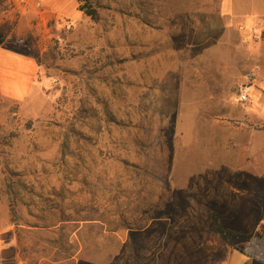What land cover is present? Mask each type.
Returning a JSON list of instances; mask_svg holds the SVG:
<instances>
[{"label":"rangeland","instance_id":"374dc122","mask_svg":"<svg viewBox=\"0 0 264 264\" xmlns=\"http://www.w3.org/2000/svg\"><path fill=\"white\" fill-rule=\"evenodd\" d=\"M0 4L14 28L0 42L37 65L28 101L0 105L17 211L0 262L223 261L222 239L198 241L217 221L241 228L256 212L244 201L227 220L233 190L256 184L225 182L245 152L224 117L255 49L224 35L218 0H92L97 20L77 0Z\"/></svg>","mask_w":264,"mask_h":264},{"label":"crops","instance_id":"0c3cea01","mask_svg":"<svg viewBox=\"0 0 264 264\" xmlns=\"http://www.w3.org/2000/svg\"><path fill=\"white\" fill-rule=\"evenodd\" d=\"M32 9L35 10L33 5ZM217 10L224 35L235 40L239 34H243L250 40L249 45L255 49L252 54L253 70H250L254 74V80L249 88V99L242 103L236 96L235 103L232 102L228 105L224 112V117L230 123L233 135L241 134V147L245 152V156L234 164V166L240 167V173L231 178L225 176V182L234 179L237 182L256 184L249 194L233 190L235 193L232 198L225 203L228 222H232V216L238 214L241 202L245 201L250 209H256V212H253L251 217L244 221L247 228L245 226L230 227V224L226 226L248 232L255 225H264V0H218ZM3 13L0 4L1 17L4 15ZM5 21L6 18L0 20V31L5 32L4 38L6 39L14 31V28L9 29ZM3 44L0 42V105L10 101H28L37 69L35 58L25 52L7 48ZM244 74L241 82L244 81ZM1 165L0 160V235L9 230L11 223L9 196L5 188L8 178L3 174ZM212 233L214 232L210 230L205 232L203 238H199V245L205 246L207 243L204 240L216 242ZM246 241V239H241L236 245H244ZM2 247L3 245H0V249ZM229 248L227 257L223 261L216 259L214 263L209 264H263L231 247ZM209 249L205 251H208L207 255L211 260L213 250ZM0 264L19 263L0 262Z\"/></svg>","mask_w":264,"mask_h":264},{"label":"trees","instance_id":"16d2710c","mask_svg":"<svg viewBox=\"0 0 264 264\" xmlns=\"http://www.w3.org/2000/svg\"><path fill=\"white\" fill-rule=\"evenodd\" d=\"M78 9L84 12L87 16L93 20H97L99 17L96 7L93 6L92 0H77ZM7 182V180H6ZM5 182V183H6ZM8 186V182L6 183ZM10 185L6 188L7 193H11L9 190ZM10 198V197H9ZM10 210V222L16 224L17 211L15 210L11 200L9 201ZM211 232H214L220 239H222L229 247L236 251L251 257L252 259L264 264V225H255L250 231L243 232L232 229L230 227L223 226L220 222H216L209 227ZM243 237L247 241L243 246H236L234 239Z\"/></svg>","mask_w":264,"mask_h":264},{"label":"built area","instance_id":"2783aa9c","mask_svg":"<svg viewBox=\"0 0 264 264\" xmlns=\"http://www.w3.org/2000/svg\"><path fill=\"white\" fill-rule=\"evenodd\" d=\"M254 80L253 72H246L244 74V81H242L237 87V99L239 102H246L249 99V88Z\"/></svg>","mask_w":264,"mask_h":264}]
</instances>
